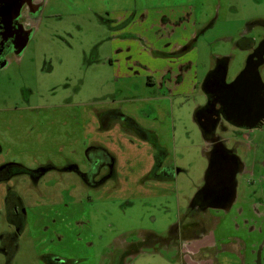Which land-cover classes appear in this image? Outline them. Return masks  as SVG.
Returning a JSON list of instances; mask_svg holds the SVG:
<instances>
[{"label": "rangeland", "instance_id": "374dc122", "mask_svg": "<svg viewBox=\"0 0 264 264\" xmlns=\"http://www.w3.org/2000/svg\"><path fill=\"white\" fill-rule=\"evenodd\" d=\"M175 4L182 7L176 11L179 15L189 11L199 30L194 48L185 54L193 63L195 81L167 94L147 83L143 69L164 71L168 63L158 51L167 42L174 48L179 38L194 30L187 22L177 29L161 24V16H172L163 7ZM110 11L123 19L118 31L102 22ZM133 14L135 21L129 19ZM61 15L41 25L24 50L20 91L9 86L0 90V169L14 164L27 170L10 187L24 202L26 216L13 264H39L38 257L48 251L64 255L67 264H101L103 259L113 263L122 246H141L145 236L165 237L174 224L180 230L189 228L192 213L187 207L204 185L209 168L196 121L197 107L206 102L201 85L219 57L230 58L228 82L244 70L247 54L235 43L244 29L250 28L255 37L263 31L264 0H79ZM142 15L148 18L140 23ZM170 31H175L171 38ZM122 47L131 50L125 54L129 67L111 65ZM155 59L164 61L152 62ZM50 68L51 73H45ZM260 77L264 83V68ZM23 99L30 104L19 107ZM109 109L120 114L103 120L102 112ZM121 115L131 118L132 125ZM136 125L147 131L150 141L139 137ZM219 135L228 139L229 148H236L247 167L261 160L264 128L242 134L228 127ZM90 143L110 148L118 161V182L99 191H88L75 170L67 169L72 165L85 171L84 150ZM156 145L167 150L171 167L168 180L161 183L148 174ZM12 170L17 168L3 172ZM31 170L41 176L37 185ZM249 180L252 176L238 178L240 192L247 196L259 186L245 187ZM10 188L0 183V236L13 228L3 198ZM244 202L240 208L246 207ZM233 224L229 218L230 227ZM195 242L184 237L180 252L167 249L163 242L148 252H128L117 264H182L180 259L187 258Z\"/></svg>", "mask_w": 264, "mask_h": 264}, {"label": "flooded vegetation", "instance_id": "af4514ba", "mask_svg": "<svg viewBox=\"0 0 264 264\" xmlns=\"http://www.w3.org/2000/svg\"><path fill=\"white\" fill-rule=\"evenodd\" d=\"M80 1L85 2L86 0ZM77 2L79 3V0H0V90L4 86H9L20 91V72L22 71L20 64L28 43L41 25L49 23L53 19H61L62 12L64 11L66 14L67 10L74 7ZM84 4L87 5V3ZM218 7L220 8V6ZM163 8L170 11L172 16L171 18L166 15L161 16V24L177 29L187 22L193 26V29L195 28L196 22L192 20L189 11H184V14L181 15L176 13L182 8L178 4ZM113 14L116 13L114 11L107 12V21L102 19V22H108L109 27L113 25L114 30L118 31L123 19H118ZM136 18L137 14L129 17L132 21H135ZM147 18L142 15L139 22L142 23ZM128 22L130 24V20ZM262 25L264 26V21H262ZM198 31L194 29L188 37H181L182 40L179 38V42L174 48L172 43L167 42L163 50L158 51L160 53L158 57L166 59L169 67H166L158 79L159 81H156L157 79H154L152 75H148L149 68L143 69L148 84L155 86L156 89L166 90L167 94L182 84L184 72H188L193 65L186 61L188 58L185 54L194 48L193 44L195 37L198 38ZM251 33L250 28L244 29L238 35L235 43L247 54L246 64L240 75L235 80L228 82L226 76L230 58L219 57L201 85L206 95V102L204 106L197 107L196 121L203 134V154L209 161V168L206 172L204 185L197 190L187 207L192 213V222L190 224L187 221L181 222L187 223L189 230L186 227H182L185 229L180 230V227L174 224L171 226L170 233L165 234V237L154 236L152 240L150 236H145L141 246L136 247L134 243L127 247L122 246L119 254L112 260L113 263L110 259H103L101 264H117L118 257L125 256L128 252L134 253L136 250L138 253L140 250L148 252L149 249L152 250V247L155 249L163 242L167 249H175L180 252L184 245V237L196 240V242L189 247L192 250L187 258L183 256L180 259L182 264H264V192L260 194V187L264 186V153L260 154L262 157L259 163L254 161L252 167L249 168L242 158L236 155V148H229L226 144L228 139L219 135V131H226L228 127H233L242 134L264 128V83L260 77V69L264 68V29L257 37ZM169 34L167 37L171 38L175 31H170ZM118 37L123 38L120 34ZM114 41L116 39H112V42ZM127 51L131 52L130 48L127 50L123 47L118 48L116 52L118 58L110 60L111 65L118 64L122 67L124 64L129 67L130 57H125ZM183 61L186 63L182 64ZM44 71L51 73V68ZM119 71L121 70L119 69ZM236 81L240 83L236 85L242 95L254 93L251 107L246 106L244 101L232 102L235 96L228 85ZM260 81L262 88L259 84ZM21 84L23 90L28 89L27 84L23 82ZM20 104H30L29 99L20 101L19 107ZM116 112L119 113L117 109L103 111L102 119L107 120L114 117ZM108 113L114 114L112 116ZM122 118L130 126L132 125L131 118L125 116ZM136 127L138 126L136 125ZM141 129V132L136 133L143 140L150 141V135L148 136L147 131ZM243 136L247 139L249 135ZM237 141L238 139H235L236 146L239 144ZM257 141H259L258 138ZM154 148L153 164L148 174L149 177L159 180L161 183V181L168 180L171 167L166 163L167 150L159 145ZM255 151L258 154V149ZM117 163V156L110 148L90 143L84 150L85 171H79L76 166L72 165L67 166V169L75 170L88 191H99L109 182H118ZM11 166L17 170H12L9 173L3 172ZM31 171L33 174L29 175L37 185L41 176H39L40 174L34 175L38 173L37 170ZM26 172L25 167L21 165H7L0 169V183H5L6 187L10 188L13 186V180L22 174H27ZM246 175L247 177L252 176V180H249V184H246L245 187L254 183L259 185L253 187L252 194L254 195L247 196L245 192H240L238 178ZM10 183L12 185L7 186ZM13 190L10 188L3 195L6 218L8 224L13 228L10 232L0 236V255L3 259L1 264H13L15 248L18 247L16 243L19 242L26 222L24 202ZM242 200L245 201L246 207L240 208ZM229 218L234 222V228L230 227ZM179 225L181 226V224ZM63 256L61 253L51 251L42 252L38 257V263L67 264ZM81 260L83 257L77 261ZM86 260L89 262L88 259Z\"/></svg>", "mask_w": 264, "mask_h": 264}, {"label": "crops", "instance_id": "0c3cea01", "mask_svg": "<svg viewBox=\"0 0 264 264\" xmlns=\"http://www.w3.org/2000/svg\"><path fill=\"white\" fill-rule=\"evenodd\" d=\"M186 60V59H185ZM163 62L164 60H159V59H157V60H152V62H156V63H158V62ZM186 61H188V62H190L191 63V65H192V62L189 60V59H187ZM186 61H183L182 62V64H185L186 63ZM166 62H168V61H166ZM122 64V63H121ZM124 66V64L122 65V67ZM169 67V63H168V66H167V68ZM194 68H193V65H192V68L188 71V72H184V80H183V82H182V84H185V86H191V85H193L194 84V81H195V79H194ZM120 73H122L123 71H119ZM164 71L163 70H149L148 71V75H152L153 77H156L157 79H159L160 78V76H161V74L163 73ZM186 76H188L189 77V79H188V82L185 80L186 79ZM189 83V84H188ZM182 84H180V85H182ZM169 87H172V86H169ZM181 88V91H183V89H184V86H180ZM176 89H178V88H174V89H172V90H170L171 91V93H172V91H174V90H176ZM187 92H188V90H187ZM0 151H1V149H0Z\"/></svg>", "mask_w": 264, "mask_h": 264}, {"label": "water", "instance_id": "95a60500", "mask_svg": "<svg viewBox=\"0 0 264 264\" xmlns=\"http://www.w3.org/2000/svg\"><path fill=\"white\" fill-rule=\"evenodd\" d=\"M236 84H240L237 81L236 82H232V84H229L228 86L230 87V90L232 91V93L234 94L235 98L232 99V102L235 103L237 101H244L246 102V106L248 105L249 107L252 106V102H253V94L254 93H248L247 95H242L241 92L239 91V89L237 88L238 86ZM260 87L262 88V82H259ZM11 165V164H9ZM7 165L3 166L2 168L6 167ZM1 168V169H2Z\"/></svg>", "mask_w": 264, "mask_h": 264}, {"label": "trees", "instance_id": "16d2710c", "mask_svg": "<svg viewBox=\"0 0 264 264\" xmlns=\"http://www.w3.org/2000/svg\"><path fill=\"white\" fill-rule=\"evenodd\" d=\"M113 114H114V113H108V115H112V116H113ZM106 115H107V114H106ZM137 126H138V125H137ZM136 128H139V129H138V132H141L142 129H141L139 126L136 127Z\"/></svg>", "mask_w": 264, "mask_h": 264}]
</instances>
